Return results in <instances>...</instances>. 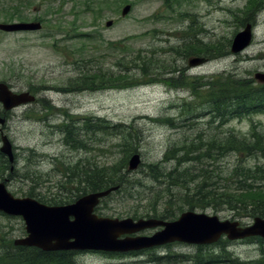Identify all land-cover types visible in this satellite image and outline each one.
Returning a JSON list of instances; mask_svg holds the SVG:
<instances>
[{
  "label": "rangeland",
  "instance_id": "1",
  "mask_svg": "<svg viewBox=\"0 0 264 264\" xmlns=\"http://www.w3.org/2000/svg\"><path fill=\"white\" fill-rule=\"evenodd\" d=\"M88 2L0 0V23L19 22L9 19L19 9L28 12L23 22L43 24L37 32L0 31V82L14 92H31L37 97L36 103L6 114L0 103V118L5 121L0 124V148L3 132L14 150L13 162L0 152V173L4 170L0 182L5 181L8 191L18 198L38 194L61 198L74 190L66 182L80 180L68 172L70 168L119 164L125 166L122 174L129 172L124 178L126 186L136 195L114 192L96 209L99 216L133 218L134 210L166 208L175 214L172 221L185 211H195L237 220L243 226L252 224L253 218L234 215L225 205L201 204L191 209L199 204L191 201L193 195L184 196L185 191L179 197L172 191L171 200L161 175L194 165H178L167 155L170 149L207 140L212 134L250 137L253 124L264 135V114L234 118L224 127L211 124L210 115H202L213 88L229 87L230 81L241 79L258 85L255 75L264 73V0L253 7L251 0H113L102 13L98 8L88 9ZM127 4L132 9L123 17ZM111 20L114 23L108 28ZM246 24L254 27L253 41L245 51L234 54L233 39ZM189 48L195 52H187ZM197 56L209 61L190 68L188 59ZM150 77L157 82L147 84ZM129 82L136 85H124ZM98 120L106 123V130L97 128ZM66 124L73 126L75 131H71L84 148L66 142L60 127ZM135 153L141 155L142 163L129 171L128 162ZM239 156L235 152L220 156L215 167H223L226 173ZM245 159L247 165L259 162L254 156ZM153 165L160 167L158 182L151 176ZM169 200L173 202L167 204ZM26 235L21 217L0 212V256ZM226 253L231 256L228 259L239 262H264V240L222 239L206 246L174 243L126 254L88 251L79 252L75 259L78 264H233L226 261ZM208 255L221 257L209 263Z\"/></svg>",
  "mask_w": 264,
  "mask_h": 264
},
{
  "label": "trees",
  "instance_id": "2",
  "mask_svg": "<svg viewBox=\"0 0 264 264\" xmlns=\"http://www.w3.org/2000/svg\"><path fill=\"white\" fill-rule=\"evenodd\" d=\"M257 2L258 0H252L250 4L253 7ZM113 4V0H89L86 3V7L88 9L98 8L102 13L104 12L102 8L110 7ZM248 11L251 12V9H248ZM14 13L18 14L11 15L9 19L23 21L28 17V12L25 14L24 11L20 12L19 9H15ZM212 49L219 51L221 47L213 46ZM187 52L192 53L195 51L189 48ZM205 52H207L206 49ZM140 74H142L143 79L146 78L145 71L142 70ZM152 78L154 77H150V81L146 83L157 82ZM172 80V78L168 79V81ZM230 82H232V85L229 87L213 88L209 97H207L210 98V103H207L209 105L207 106V111L202 115H210L211 124L217 123V126L223 127L234 118L264 114V85H254L248 79ZM124 85L132 87L136 83L129 82ZM98 121L97 128L106 130V123L103 120ZM170 121L168 120L167 122ZM85 123L87 124L86 121ZM88 126L87 124L86 128ZM253 126L254 131L250 137H239L232 134L221 137L219 134H212L207 140H203L202 138L196 139L179 149H170L167 155L171 154L172 160H175L178 165H190L191 163H194V165L192 167L188 166L183 171L174 168L166 171V173L162 172L161 176H163L167 184V197L173 200L172 191L175 192V196L177 197H179V194H182L181 192L185 191L184 196L193 195L191 201L195 200L199 204L198 206L191 205V209L199 207L201 204L205 206H210L211 204L218 206L225 205L234 215L253 219L256 217L264 218V135L256 130L255 124ZM60 127L65 134L67 143L74 148L85 147L84 144L80 143L81 141L76 140L73 126L71 128L70 125L66 124ZM233 152L240 156L239 161L232 168H228L225 173L223 167H215L218 157ZM248 156H254L255 159H259V162L256 165H247L245 158ZM205 161H211V164H204ZM72 168L68 172L76 174L80 180L65 183V185L72 184L74 187V190L70 191V196L50 198L38 194L36 196L30 195V197L36 198L47 205H65L76 201L88 193L103 191L115 186L119 187L118 192L124 190L131 196L136 195L126 186L127 183L124 178L127 177L126 175L129 172L122 174L125 166L117 164L113 168L101 167L84 170L80 169L77 165ZM79 170H83L82 174L79 173ZM150 170L153 172L151 174L152 179L158 182L161 178L160 167L153 165L150 167ZM3 176L4 170L0 173V178H3ZM223 180L225 182L223 184L220 183ZM131 185V188L137 189L134 184ZM137 196H140V193ZM128 199L134 200L131 197H128ZM171 200L167 204L173 202ZM201 208L204 209L205 207ZM130 215L133 218L154 217L164 220L175 218V214L168 212L166 208L148 209L144 212L134 210ZM77 255V252L71 251L45 252L38 248L12 246L11 249L0 256V264H78L75 259ZM207 257H210L207 260L210 263L220 259L221 255H208ZM228 257L231 256L226 253V261H230L233 264H264L261 261L258 263L239 262L235 259H228Z\"/></svg>",
  "mask_w": 264,
  "mask_h": 264
},
{
  "label": "water",
  "instance_id": "3",
  "mask_svg": "<svg viewBox=\"0 0 264 264\" xmlns=\"http://www.w3.org/2000/svg\"><path fill=\"white\" fill-rule=\"evenodd\" d=\"M131 5H126L122 16H127ZM113 21L106 26L111 27ZM41 23L0 24L5 32L39 30ZM252 26L249 24L239 32L232 43V53L237 54L252 42ZM204 58H191L190 67L205 63ZM255 78L264 83V73H257ZM30 93H14L7 84L0 83V102L6 111L21 104L34 102ZM0 119V123L4 124ZM1 152L14 161L13 148L8 137L2 133ZM142 163L141 155L134 154L129 160V170L138 169ZM112 187L105 191L87 194L75 203L63 206H48L34 198H16L0 183V212L11 216H20L26 225L27 236L15 240V245L35 247L43 251H102L128 253L151 249L174 242L194 245H210L223 236L230 241L251 237L264 239V218L256 217L254 223L246 227L238 221H222L218 216L188 211L176 221H164L155 218H107L99 217L94 211L101 200L118 190ZM163 227L151 236H136L142 231ZM127 236V237H124Z\"/></svg>",
  "mask_w": 264,
  "mask_h": 264
},
{
  "label": "bare ground",
  "instance_id": "4",
  "mask_svg": "<svg viewBox=\"0 0 264 264\" xmlns=\"http://www.w3.org/2000/svg\"><path fill=\"white\" fill-rule=\"evenodd\" d=\"M255 8V7H254ZM254 28V27H253ZM137 170V169H136Z\"/></svg>",
  "mask_w": 264,
  "mask_h": 264
}]
</instances>
